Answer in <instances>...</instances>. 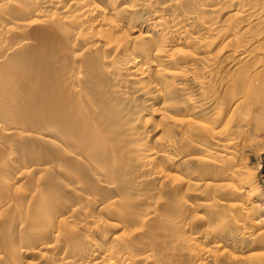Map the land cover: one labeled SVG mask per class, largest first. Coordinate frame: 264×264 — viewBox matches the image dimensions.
<instances>
[{"label": "bare ground", "instance_id": "1", "mask_svg": "<svg viewBox=\"0 0 264 264\" xmlns=\"http://www.w3.org/2000/svg\"><path fill=\"white\" fill-rule=\"evenodd\" d=\"M264 0H0V264H264Z\"/></svg>", "mask_w": 264, "mask_h": 264}, {"label": "rangeland", "instance_id": "2", "mask_svg": "<svg viewBox=\"0 0 264 264\" xmlns=\"http://www.w3.org/2000/svg\"><path fill=\"white\" fill-rule=\"evenodd\" d=\"M261 172H262V175H264V166H263V168H262Z\"/></svg>", "mask_w": 264, "mask_h": 264}]
</instances>
